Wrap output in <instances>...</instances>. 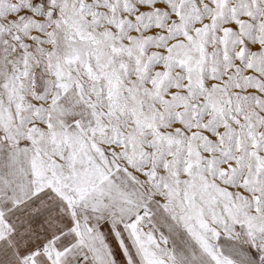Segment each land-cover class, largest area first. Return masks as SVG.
<instances>
[{
  "label": "snow or ice",
  "instance_id": "6c2138e0",
  "mask_svg": "<svg viewBox=\"0 0 264 264\" xmlns=\"http://www.w3.org/2000/svg\"><path fill=\"white\" fill-rule=\"evenodd\" d=\"M0 264H264V0H0Z\"/></svg>",
  "mask_w": 264,
  "mask_h": 264
}]
</instances>
